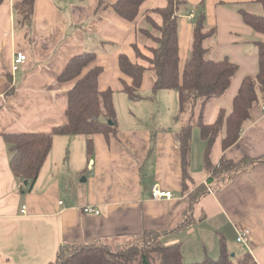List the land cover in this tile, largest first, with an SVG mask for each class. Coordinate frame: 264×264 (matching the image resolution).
Returning <instances> with one entry per match:
<instances>
[{
    "label": "crops",
    "instance_id": "obj_1",
    "mask_svg": "<svg viewBox=\"0 0 264 264\" xmlns=\"http://www.w3.org/2000/svg\"><path fill=\"white\" fill-rule=\"evenodd\" d=\"M2 1L0 264H51L66 244L124 245L145 230L161 232L164 245L179 244L186 262L205 256L218 258L223 239L234 259L250 252L255 261L264 264V163L240 171L222 186L212 185L208 193L190 200L196 187L208 183L207 141L194 127L190 177L184 182L181 123L175 121L179 94L167 89L154 91L152 69L144 75L141 99L134 101L122 89L121 78L129 83L132 79L119 68L121 52L133 62H145L138 59L132 44L150 43L138 29L151 28L145 12L164 6L167 0H146L134 22L118 15L112 6L116 0H107L102 6L100 0H36L29 25L17 21L14 5L19 0ZM186 1L180 6L178 20L180 70L183 72L191 54L192 15L203 5L207 29L216 28L205 41L209 56L214 60L227 57L239 64L217 113L222 107L231 110L244 77L259 72L255 42L264 40L263 34L243 21L239 8L261 15L264 7L255 0ZM153 18L162 23L158 13H153ZM92 49L98 55L92 65L105 69L99 78L100 88L114 90L117 134L108 138L103 133L55 135L37 180L31 187L23 184L12 171L13 151L4 135L26 130L51 132L55 125L66 123L67 91L74 80L60 82L58 75L72 56ZM21 50L27 60L13 71L14 54ZM158 108L164 109L163 115L160 111L156 116ZM137 112L143 118L135 116ZM248 120L232 146L222 148L219 135L211 148L213 164L244 156L264 157V99L252 108ZM90 141L92 149L88 151ZM91 160L92 171L88 167ZM155 185L170 189L173 196L153 198ZM85 205L94 206L100 214L85 213ZM245 229L250 230L249 242L238 243L239 233Z\"/></svg>",
    "mask_w": 264,
    "mask_h": 264
},
{
    "label": "trees",
    "instance_id": "obj_2",
    "mask_svg": "<svg viewBox=\"0 0 264 264\" xmlns=\"http://www.w3.org/2000/svg\"><path fill=\"white\" fill-rule=\"evenodd\" d=\"M106 1L100 0L99 5H104ZM145 1L116 0L112 6L122 18L134 22ZM2 2L0 0V5ZM255 2L264 7V0ZM184 3L187 1L167 0L164 6L145 12L151 28H139L138 32L149 39L150 43L143 45L135 41L132 48L138 59L148 65L145 67L139 61L133 62L128 54L121 52L119 68L125 76L132 79L129 83L122 77L121 82L123 91L135 101L142 98L140 89L148 69L155 72L154 91L167 89L175 90L179 94V111L175 115V121L181 123L180 147L183 179H186L184 182L190 177L188 159L194 127L200 129V136L207 141L204 158L209 172L208 183L196 187L198 190L202 188L199 192H191L190 200H196L201 193H208L212 185L222 186L240 171L264 163V157L253 156H244L238 161L224 159L217 164H213L210 159L212 145L219 135L222 136V148L226 149L235 144L249 121L252 108L264 99V40L255 42L259 54V72L254 76L244 77L231 110L220 108L215 119L207 123L205 114L208 102L225 94L234 80L239 64L233 63L227 57L214 60L209 56L205 41L216 33V28L207 29V14L202 5L201 10L193 16L191 54L181 72L178 20L180 6ZM35 7L36 0L17 1L14 5L17 21L29 25L33 21ZM239 12L246 24L264 35V14L258 15L244 8H239ZM153 13L161 16L162 23L156 22ZM97 57L94 49L84 50L72 56L58 75L60 82L74 80V85L67 91L66 123L55 125L51 132L26 130L4 135L13 151L12 171L23 184L28 183L31 187L37 180L40 169L53 148L55 135L91 136L103 133L108 138L110 134H117L114 90L111 87L100 88L99 78L105 69L101 65H92ZM91 143H88V151L92 149ZM160 234L156 230H145L124 245H111L107 242L66 244L60 247L57 260L51 264H259L250 252L234 259L223 239L220 241L221 255L218 258L205 256L196 262H186L180 245H164Z\"/></svg>",
    "mask_w": 264,
    "mask_h": 264
},
{
    "label": "built area",
    "instance_id": "obj_3",
    "mask_svg": "<svg viewBox=\"0 0 264 264\" xmlns=\"http://www.w3.org/2000/svg\"><path fill=\"white\" fill-rule=\"evenodd\" d=\"M192 17H193V15H192ZM14 57L15 58H14V63H13V66H12V70L16 71L22 65V63H24L27 60V57H26V53L24 51H22V50L21 51H17L14 54ZM88 167L92 171V169H93L92 168V160L90 161ZM152 195H153V198L163 199V198H171L173 196V193L169 189L168 190H164L160 186L155 185L153 190H152ZM61 203H62V201H61ZM83 211L85 213L95 214V215H98L101 212V211H99V209H96L94 206H91V205H85L83 207ZM22 212L23 213L25 212V206H23ZM249 236H250V230H248V229L241 230V232L239 233V236L237 238L238 243L242 242V243L248 244Z\"/></svg>",
    "mask_w": 264,
    "mask_h": 264
},
{
    "label": "rangeland",
    "instance_id": "obj_4",
    "mask_svg": "<svg viewBox=\"0 0 264 264\" xmlns=\"http://www.w3.org/2000/svg\"><path fill=\"white\" fill-rule=\"evenodd\" d=\"M191 7V6H190ZM200 10H201V8H200ZM205 10V9H204ZM199 11V10H198ZM197 11V12H198ZM142 64H145V65H147L145 62L144 63H142ZM147 73H150V70L148 69L147 71H146ZM175 93V92H174ZM221 100L222 99H220V98H217V99H214V100H212V101H210L209 102V104H208V109H207V112H206V115H205V122H209V123H211L213 120H214V118H215V116H216V113H217V110H218V108H219V106H220V104H219V102H221ZM135 101V100H134ZM170 101V100H169ZM114 105H115V97H114ZM115 109H116V107H115ZM159 110L156 112V116H158V113L161 111L162 113L160 114V115H163V112H165L164 111V109H162V108H158ZM167 115V114H166ZM135 116H138V117H140V118H143V116L139 113V112H137V114L135 115ZM146 121L149 123L150 121H149V116L146 118ZM117 125H118V121H117ZM170 190V189H169ZM114 244H117V243H114Z\"/></svg>",
    "mask_w": 264,
    "mask_h": 264
},
{
    "label": "water",
    "instance_id": "obj_5",
    "mask_svg": "<svg viewBox=\"0 0 264 264\" xmlns=\"http://www.w3.org/2000/svg\"><path fill=\"white\" fill-rule=\"evenodd\" d=\"M112 121L110 120V123H111ZM83 179H85V177H83ZM232 256H234V254H232Z\"/></svg>",
    "mask_w": 264,
    "mask_h": 264
}]
</instances>
